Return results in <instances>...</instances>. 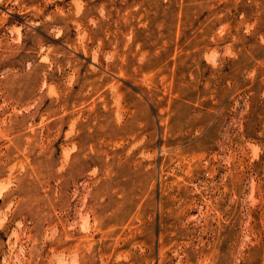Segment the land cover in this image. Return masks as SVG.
Here are the masks:
<instances>
[{
	"label": "rangeland",
	"instance_id": "1",
	"mask_svg": "<svg viewBox=\"0 0 264 264\" xmlns=\"http://www.w3.org/2000/svg\"><path fill=\"white\" fill-rule=\"evenodd\" d=\"M0 264H264V0H0Z\"/></svg>",
	"mask_w": 264,
	"mask_h": 264
}]
</instances>
